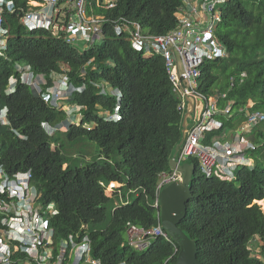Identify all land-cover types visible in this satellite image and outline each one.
I'll return each instance as SVG.
<instances>
[{
  "label": "trees",
  "instance_id": "trees-1",
  "mask_svg": "<svg viewBox=\"0 0 264 264\" xmlns=\"http://www.w3.org/2000/svg\"><path fill=\"white\" fill-rule=\"evenodd\" d=\"M6 1L16 10L3 12L7 47L0 54V109H7L8 123L0 124V166L8 175L30 170L41 202L57 205L58 214L50 221L57 241L86 234L102 264H163L174 252L172 242L157 236L138 250L127 243L125 230L127 222L145 230L158 224L154 203L159 174L172 170L170 159L181 141L183 117L163 58L135 50L129 33L117 35L111 20L126 18L149 33L165 34L176 26L175 14L184 0H117L110 9L89 0L88 12L103 13L107 21L103 40L88 48L81 42L69 44L45 28L28 29L20 21L28 0ZM220 11L215 35L228 55L200 66L199 90L208 96L225 93L217 105L232 107L229 116H217L223 125L206 131L204 143L225 136L226 128L234 131L248 112H264V0H226ZM16 64H30L43 74L44 91L64 64L71 85L84 89L65 94L59 106L51 105L22 81ZM10 77L17 83L6 93ZM94 83L122 92L118 120L104 117L113 111L116 96L99 93ZM72 104L78 106L81 120L67 125L64 107ZM246 135L256 147L248 153L249 163L239 165L231 179L218 173L206 177L194 158L193 197L179 225L197 240V256L204 264H264V210L257 203L264 200V121ZM65 139L94 142L98 157L72 167L62 152ZM112 181L121 185L107 196L105 187ZM124 190L135 199L126 200ZM115 199L122 203L115 205ZM110 205V221L98 227ZM176 255L167 264H175Z\"/></svg>",
  "mask_w": 264,
  "mask_h": 264
},
{
  "label": "built area",
  "instance_id": "built-area-1",
  "mask_svg": "<svg viewBox=\"0 0 264 264\" xmlns=\"http://www.w3.org/2000/svg\"><path fill=\"white\" fill-rule=\"evenodd\" d=\"M94 1L96 7L103 9L113 8L117 3V0ZM225 1L184 0L183 6L175 14L176 26L165 34L149 33L139 22L126 18L113 19L111 24L117 35L126 31L129 33V40L135 50L143 52L147 57L158 54L164 60L171 91L177 100L176 109L186 121L184 140L177 151L179 162L196 158L201 174L211 177L218 173L223 178L231 179L239 165L249 163L248 153L255 148V144L246 133L264 121V112H248L245 121L234 129L231 139L221 140L224 138L222 136L204 143L206 131L223 125L217 116L231 114L232 103L223 109L217 105L218 100L226 96L225 93L216 92L208 96L199 90L200 66L206 60L228 55L225 45L215 35L222 18L220 5ZM27 5L20 21L28 29L45 28L69 44L81 42L84 48L103 40L107 19L103 13L88 12L89 0H28ZM6 9L9 12L16 10L12 2L0 0V54L7 47V30L3 26V12ZM15 68L20 72L22 81L27 82L35 93L41 94L45 101L54 106H59L58 101L65 94L84 89V86L71 85L66 76L68 67L64 64L61 65L62 73H58L53 85L45 91L42 88L46 83L43 74L34 73L27 64H16ZM244 76L245 73L240 75ZM234 79L232 77L231 82ZM10 82L9 91H12L16 78H11ZM94 84L99 93L116 96L113 111L104 116L109 121L118 120L122 92L108 87L106 83ZM68 107H64L68 115L78 109L77 105ZM176 180H182V173L177 169L161 172L157 195L165 183ZM120 185L112 181L105 189L113 193ZM40 197L41 192L32 183L30 170L8 175L0 166V264H102L92 254L88 235L77 239L73 235L58 241L55 239V230L50 221L58 214V207L54 202L43 204ZM154 206L159 208L158 197ZM125 235L127 243L138 250L145 249L152 239L162 236L174 244L172 255L178 253V246L162 229L160 220L148 230L127 222ZM171 256L163 264H167Z\"/></svg>",
  "mask_w": 264,
  "mask_h": 264
},
{
  "label": "water",
  "instance_id": "water-1",
  "mask_svg": "<svg viewBox=\"0 0 264 264\" xmlns=\"http://www.w3.org/2000/svg\"><path fill=\"white\" fill-rule=\"evenodd\" d=\"M186 121L183 118L181 141L175 147L170 166L182 173V180L165 183L158 191L159 220L162 229L178 246L175 264H204L197 256V240L180 227L187 212V202L193 197L192 184L195 178L196 165L193 159L179 162L177 151L184 140Z\"/></svg>",
  "mask_w": 264,
  "mask_h": 264
},
{
  "label": "rangeland",
  "instance_id": "rangeland-1",
  "mask_svg": "<svg viewBox=\"0 0 264 264\" xmlns=\"http://www.w3.org/2000/svg\"><path fill=\"white\" fill-rule=\"evenodd\" d=\"M79 49H82V47L79 46ZM71 106L72 105H70L68 108H71ZM67 120H68L67 125L68 124H79L80 120H81V116H79V115L76 116V114H73L71 116V118L68 117ZM60 129H64V127L61 126ZM233 133H234V131L232 129L226 128L225 136H224V138H221V140L231 139V136H233ZM215 139H220V137L219 136H213L211 138V141H213ZM65 140H66V143H65L66 147H63L62 152L67 157L68 163L71 164L72 167L75 165H78V166L85 165V163L88 160H92V159H95L98 157V152H99L98 146L94 142H91L87 139H77L75 141H69L67 139H65ZM54 147H55V145L52 144V148H54ZM111 193L112 192H110L109 189L105 190V194L107 196L112 195ZM124 193H125L126 200H128V201H133L136 197V195L134 193H130V192L128 193L127 190H124ZM114 202H115L114 203L115 205L122 203L121 199H120V201H119V199H115ZM260 202L263 204H261L259 202H258V204H260L264 210V200H261ZM111 215H112V207L110 205L107 208V217H106L105 222L100 224L98 227H104L106 225V223L110 221ZM252 248H253V245H252Z\"/></svg>",
  "mask_w": 264,
  "mask_h": 264
},
{
  "label": "clouds",
  "instance_id": "clouds-1",
  "mask_svg": "<svg viewBox=\"0 0 264 264\" xmlns=\"http://www.w3.org/2000/svg\"><path fill=\"white\" fill-rule=\"evenodd\" d=\"M223 4V3H222ZM221 4V5H222ZM220 5V6H221ZM6 43H7V41H6ZM29 66H30V64H28ZM32 68V67H31ZM32 71H33V69H32ZM34 72V71H33ZM35 73V72H34ZM58 77V76H57ZM12 77H10L9 78V81H8V84H7V86H6V93H11V92H13L14 91V89H15V85H16V83H17V80H16V83L14 84V86H13V90L12 91H9V87H10V84H11V82H10V79H11ZM33 90V89H32ZM77 91V90H76ZM64 98H66L65 96L62 98V99H64ZM72 106H73V104H72ZM73 114H76V116H81L79 113H78V110H76L75 111V113H73ZM72 114V115H73ZM6 115H7V109L6 108H2V109H0V119H2L3 120V122L4 123H2V120H0V124H7L8 123V121H7V118H6ZM72 115H68V117H70L71 118V116ZM105 117V116H104ZM109 121V120H108ZM61 127V126H60ZM60 127H58V128H60ZM63 127V126H62ZM47 129H50V127H47ZM51 133V132H50ZM247 136V135H246ZM248 137V136H247ZM249 138V137H248ZM250 139V138H249ZM251 140V139H250ZM255 147H256V145H255ZM106 190V189H105ZM111 196V195H110ZM258 203V202H257Z\"/></svg>",
  "mask_w": 264,
  "mask_h": 264
}]
</instances>
